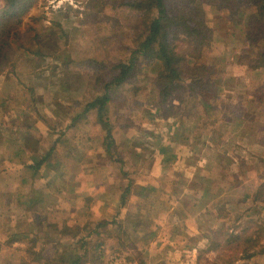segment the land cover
<instances>
[{
    "label": "rangeland",
    "instance_id": "rangeland-1",
    "mask_svg": "<svg viewBox=\"0 0 264 264\" xmlns=\"http://www.w3.org/2000/svg\"><path fill=\"white\" fill-rule=\"evenodd\" d=\"M227 3L182 2V9L201 21L208 38L199 59L207 68L200 71L202 78L196 84L204 88L198 90L200 112L194 106V115H184L180 121L178 105L157 111L158 91L152 81L156 72L142 63L136 83L111 88L114 100L108 118L114 138L110 147L112 139L96 111L77 121L73 118L101 93L116 72L114 65L129 59L146 32L143 14L125 0H40L30 10L22 28L38 25L31 17H41L45 27L59 24L63 33L57 53L42 49L51 55L34 62L22 56L0 76V264H43L37 261L40 256L58 260V252L70 243L78 247L74 238L99 222L91 216L89 198L101 199L95 209L99 214L106 207L107 214H114L124 194L122 187L130 183L132 193L126 198L130 202L138 197V202L131 203L143 215L133 211L125 232H117L118 226L113 228L115 234L107 232L100 247L107 259L118 254L139 264L132 247L143 248L153 237L133 230L150 232L158 218L166 231L180 232L186 226L209 242L216 236L222 243L229 235L242 236L219 251L203 252L199 264H225L230 255L238 260L229 264H264V190L257 200L253 195L264 184V61L257 56L256 46L244 40L251 7ZM191 48L190 44L179 46L187 52ZM249 64L261 68L258 78L250 76ZM190 72L185 69L187 83ZM191 93L186 88L181 96L188 100ZM252 93L261 98L253 101ZM243 109L245 120L253 116L250 122L242 120ZM58 136L61 141L47 167L35 174L27 166L45 156ZM122 166L128 174H123ZM151 183L161 187L147 189L141 196V187ZM156 196L162 197L160 204ZM169 196L181 198L190 214L188 224L167 222L164 216L170 213L163 209ZM59 198L63 199L60 208ZM77 198L83 206L74 204L81 213L73 215L69 202ZM36 205H41L40 212ZM175 215L187 217L180 211ZM73 217L76 227L66 225ZM249 234L255 237L251 257L243 249ZM27 235L36 240L30 241ZM29 248L40 253L26 252Z\"/></svg>",
    "mask_w": 264,
    "mask_h": 264
},
{
    "label": "trees",
    "instance_id": "trees-1",
    "mask_svg": "<svg viewBox=\"0 0 264 264\" xmlns=\"http://www.w3.org/2000/svg\"><path fill=\"white\" fill-rule=\"evenodd\" d=\"M39 1L40 0H0V76H2L9 67L15 66L16 61L22 58V56L29 62H34L36 61L35 58H43L52 53H57L60 48L59 40L62 39L61 33L63 32L59 24L56 27H45L41 22V17H31V20L38 23V25L30 23L27 24L25 28H22L24 17L29 14L30 10L36 6ZM228 1L233 4L246 3L248 7H251L252 12L248 22L250 29L244 40L249 43V46H256L257 56L262 59L261 61H264V0ZM182 2L183 0H125V4L128 7L143 14L146 32L140 37L135 47L131 50L129 59L127 61L122 60L118 62L117 65H114L116 72L110 81L104 83L101 93L95 98L88 100L82 112H78L73 118L74 121H77L80 117L96 111L99 122L107 129V137L112 139L108 142L109 147L112 145L114 138L112 126L108 118L109 104L114 100L113 86H120L125 83H136L137 79H139L138 73L142 72L141 65L144 63L151 65V69L156 72V78L152 81L158 91L155 98L157 111L166 112L170 108H174L175 105H178L181 110L179 111L180 121H182V118H185L184 115L192 117V115H194L192 109L194 106L197 108L201 103L199 98L202 97L200 96L202 94H199L198 90H203L204 88L196 86V84H198L202 78L199 74L200 71L207 68V63L199 62V59L208 38L201 25V21L187 14L182 9ZM181 44H183V46L184 44H190L192 48L189 52L183 49L179 50ZM42 49H47L51 54H45ZM244 53V55H247L246 52ZM155 66L158 68H155ZM249 66L251 77L258 78V76L262 74L259 66L250 64ZM186 68L191 71L188 83L183 80ZM230 77L236 78L232 75ZM186 88L192 92L188 100L181 96V93L186 92ZM252 95L255 96L252 98L253 101L261 98L257 94L252 93ZM197 110V113H199L200 109L197 108ZM245 112L246 110H244L245 117L242 118V120L244 123L248 120L250 122L253 116L245 120L247 116ZM244 114H242V116ZM251 121V124L255 125V121ZM28 137L29 135L24 137V148L26 150L28 149ZM60 141L61 137L58 136L46 155L40 158L35 164H30L27 167L33 169L35 174L44 171V168L47 167L46 164L48 163L49 157H51L55 150V146L59 144ZM121 170L123 174H128L123 170V166ZM122 188L124 194L121 196V200L122 203H125L128 199L126 198V196L128 197L127 194L130 192L132 193L131 183ZM147 189H150L151 192L154 191L149 186H142L140 195L142 196L144 194L143 191ZM263 190L264 184L258 186L256 192L253 193L255 197L257 196L255 200L260 198ZM109 223L110 222H99L97 227L105 226ZM89 232H91V234L90 236L88 235V237H92L91 235L93 233L100 231L96 228ZM81 233L82 235L85 234L82 231ZM254 238L253 234H249V236L245 238V246L243 248L245 251L249 252V249L253 246L255 241ZM28 239L30 241L36 240L35 237L31 239L28 237ZM241 239V235L232 234L229 235L228 240L222 243L219 237L216 236L215 240L211 241L209 250L219 251L223 245L236 244ZM74 241L75 244H79V246L74 247V244L68 243L69 245L65 251L58 252V260L54 261L51 259L48 261V258H45V256H40L39 258L36 257L39 259L37 261H43V264H106L108 259L104 251L100 248L102 243L98 239L94 242L92 247H88V239L86 236L74 238ZM64 245L66 244H60V246ZM58 248V245H56L54 250L58 251ZM30 251L33 253L36 251L37 254L40 253V251L37 252L38 250H32V248H29L26 252L31 253ZM232 251L233 250H231V252ZM204 252L206 253V251ZM221 256L222 255H219V258ZM251 256L250 253L248 257ZM236 259L237 257L235 258V256L230 255V258L225 260V264L232 263Z\"/></svg>",
    "mask_w": 264,
    "mask_h": 264
},
{
    "label": "crops",
    "instance_id": "crops-1",
    "mask_svg": "<svg viewBox=\"0 0 264 264\" xmlns=\"http://www.w3.org/2000/svg\"><path fill=\"white\" fill-rule=\"evenodd\" d=\"M151 187L154 191L157 190L161 187L159 184H153L151 183ZM161 196H156V204H160V199ZM165 199V198H164ZM62 198H59L58 200V208L62 206ZM90 201H93V206L90 209L91 210V216L93 219L98 220L100 223L102 222H110L109 224H106L105 226H100L97 227L99 222L95 223L93 225V229H98L100 232L93 233L90 236L91 232H83L85 234H80V236H86L88 239V245H94V242L97 241V239L102 243L101 247H103V238L106 236L107 232L108 233H113L115 234V230L113 229L114 227L118 226L117 232H125L124 228L126 227L125 223H127V218L131 216V212L136 211L138 216H142L143 212L142 210L138 209L137 207L133 208V203L132 201L138 202V197H134L130 200V202L127 200L125 203H122V200H120V203L116 205L115 207L116 212L114 214H107L108 207L103 209V213L99 214L98 211L96 213V203L100 202L101 199L98 200V198H89ZM181 198H173L172 196H169L168 200L166 199V205L165 206V212H169L170 215L167 213V216H164L167 219V222L171 219L172 223L174 225H177L178 223H181L184 225V222L186 224L189 223V218L188 216L190 215L188 212L185 211L184 207H182L183 204L180 202ZM108 201L107 199L104 198L103 204ZM140 203V202H139ZM69 204L72 206V214L73 215H78L81 212V207H75L74 204L76 205H82V199L77 198L73 201H70ZM108 204V203H107ZM106 205V204H104ZM110 205V204H109ZM107 205V206H109ZM69 206V205H68ZM114 207V206H113ZM182 207V208H181ZM41 205H36V211L39 210L41 211ZM154 208V205H152L151 209H148V212H152ZM143 209V208H142ZM182 209V210H181ZM84 210V209H83ZM144 211V210H143ZM177 211H180V213H184L186 218L182 219L181 217L175 215L177 214ZM164 212V211H163ZM75 217V216H74ZM71 218L66 225H70L73 227H76V218ZM95 217V218H94ZM160 218V216H159ZM115 219V221H113ZM114 223H112V222ZM155 221V229L154 230H149L150 232L143 231L141 232L139 228L135 227L133 232H136L137 235H142L144 237H150L152 236L153 239L149 241L147 245H144L142 248L140 246L136 247L133 246L132 248H135V252L137 253V257L140 259L139 262L141 264H199V259L201 258V254H203L204 251H210L214 252L212 250H209L210 243L209 239H206L204 236H200V232H192L191 229L184 227V230H181L180 232H174L170 230H165L166 226L161 222L158 221V218L154 220ZM78 222V221H77ZM119 224V225H118ZM91 229V230H93ZM105 229V230H104ZM140 232V233H139ZM173 232V233H171ZM28 236V235H27ZM113 236V235H112ZM116 237V235H115ZM64 238V237H63ZM195 238V239H194ZM113 239V238H112ZM122 239V238H121ZM119 238V240H121ZM194 239V240H193ZM206 240H208L206 242ZM72 241V240H71ZM114 241V239H113ZM122 241V240H121ZM122 245V244H121ZM107 246V245H106ZM114 250H117L116 244H114ZM1 250V248H0ZM124 250V248H123ZM133 250V249H132ZM137 250V251H136ZM182 255V256H181ZM146 258V259H145ZM139 263V264H140ZM138 264V263H137Z\"/></svg>",
    "mask_w": 264,
    "mask_h": 264
},
{
    "label": "built area",
    "instance_id": "built-area-1",
    "mask_svg": "<svg viewBox=\"0 0 264 264\" xmlns=\"http://www.w3.org/2000/svg\"><path fill=\"white\" fill-rule=\"evenodd\" d=\"M106 264H133L126 257L118 254H112L109 256Z\"/></svg>",
    "mask_w": 264,
    "mask_h": 264
}]
</instances>
